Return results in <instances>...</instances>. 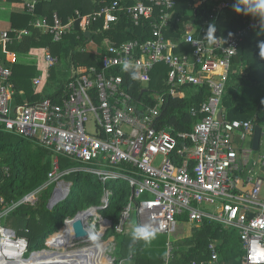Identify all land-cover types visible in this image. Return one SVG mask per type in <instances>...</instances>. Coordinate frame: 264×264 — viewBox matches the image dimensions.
Wrapping results in <instances>:
<instances>
[{
    "label": "built area",
    "instance_id": "built-area-1",
    "mask_svg": "<svg viewBox=\"0 0 264 264\" xmlns=\"http://www.w3.org/2000/svg\"><path fill=\"white\" fill-rule=\"evenodd\" d=\"M206 1L195 0V7ZM38 2L22 0L23 12L35 16ZM176 4L177 0H114L92 14L83 16L76 11L68 22L57 13L51 19L37 17L32 25L51 34L55 43L64 42L78 20H84L87 28L103 20L104 30H110L123 16L136 27L148 25L150 37L107 44L104 51L90 38L72 56L89 53L88 46L97 44L98 53L94 54L100 65L78 66L71 62L70 78L51 97L35 101H23L21 96L18 100L11 79L16 54L10 46L15 39L29 35V31H0V130L35 143L53 155V169L44 187L18 202H8L0 195V264H21L30 247L28 237L20 233L28 234L29 230L5 226L4 218L21 205L38 204L40 192L48 186L55 188L53 202H62L72 188L65 177L79 171L96 175L104 185L123 181L131 189L116 225L103 221L99 213L110 205V190L105 188L100 206L87 210L95 218L90 230L100 233V220V238L111 229L125 234L135 213L137 223L169 236L163 264H171V239L180 228L178 224L191 223L201 228L211 222L238 231L244 264H264V154L257 158L252 146L250 150L242 149L244 142L253 138L254 121L230 120L222 106L240 44L249 33L264 28V21H248L232 37H216L212 42L204 39L206 34L197 37L195 25L184 24L181 38L170 40L166 33L171 28ZM230 5L231 1H223L217 9L222 11ZM102 30L92 33L100 34ZM183 45L189 51H180ZM43 56L48 71L61 61L49 49ZM125 61L139 73L145 88L160 64L168 67L165 84L169 95L183 96L186 87L206 88L209 96L199 108L191 109V115L198 119L191 131L176 132L172 127L158 125L164 100L161 98L152 107L135 99L125 88L123 76L116 73ZM41 79L45 77L36 78L35 84ZM60 157L78 166L62 169ZM4 174L10 175L8 167ZM88 239L93 240L91 236ZM110 247L115 251L116 241H110L107 250ZM208 249L211 260L200 264L219 261L215 243L211 242ZM109 258L113 264L128 260Z\"/></svg>",
    "mask_w": 264,
    "mask_h": 264
},
{
    "label": "trees",
    "instance_id": "trees-1",
    "mask_svg": "<svg viewBox=\"0 0 264 264\" xmlns=\"http://www.w3.org/2000/svg\"><path fill=\"white\" fill-rule=\"evenodd\" d=\"M113 1L39 0L35 16L14 12L11 16L12 28L29 31V35L15 39L10 46V50L16 54V62L12 65L11 79L16 85L17 91L24 89L30 101L49 98L52 95L45 91L46 88L41 94L35 93L33 88L27 87L26 82L30 81L31 72L33 73L37 67L38 69L42 68L39 63L33 65L20 63L17 54L37 55L36 53L43 54L49 49L54 55L62 58V55L66 54L68 50L74 52L80 46H85V42L90 38H93L103 51L107 44L119 45L137 38L144 40L149 38L150 28L148 25L136 27L126 16H123L120 22L110 30H104L103 20L92 23L89 28L84 20H78L75 30L69 33L62 43H55L51 34L32 25L37 17L51 19L54 13H57L64 22H68L76 11L85 16L99 11ZM223 1H231V5L229 8L219 11L217 5ZM0 2H7L15 7L22 4V0H0ZM234 3L235 0H207L202 6L195 7V0H177L174 19L170 30L166 33L167 38L170 40L180 39L184 24L195 25L197 37L206 34L210 24H214L216 27V37H232L244 27L246 22L258 19L250 15L236 13L233 10ZM178 19H180L179 22ZM99 28L103 29L102 33H92ZM144 32L145 35H143ZM12 36L15 37L14 34ZM262 41H264V28L249 33L240 44L238 56L233 61V66L236 67L232 70L222 106L227 110L230 120L254 121L256 126L263 128L264 132V58L259 55V44ZM182 50L189 51V47L183 45L180 51ZM71 62L78 66L100 65L98 56L90 52H77L72 56ZM132 71L137 74L136 79L131 78L130 72ZM167 72L166 65H158L151 74L150 84L145 88L141 84L139 73L136 70L130 69L127 72L122 69L116 70V73L123 76L125 88L135 99L143 100L152 107L158 105L161 98L164 100L160 104L161 115L157 120L159 126L172 127L176 132H189L198 120L191 115V109L199 108L201 102L209 96V92L204 87H191L193 93L189 96L173 97L168 94V87L165 84ZM153 94H157L158 98H155ZM18 100H21L20 96ZM263 144L264 136L259 151L263 148ZM0 161L4 165L0 168V195L4 196L8 202H18L30 193L44 187L48 183V174L53 169L51 152L22 137L2 130H0ZM62 162V169H67L65 167L69 163L64 159ZM5 167L10 169L9 176L4 174ZM65 180L72 183L70 194L55 207H49L48 199L51 196V190L47 189L50 187L48 186L45 188L44 200L40 199L35 206L21 205L14 211L19 220L24 222V226L21 228L30 229V235L32 231H37V234L44 233L37 247H32L29 239L31 252L43 253L47 251L50 237L49 245L53 249L56 246H62V238H65L63 241L66 243L69 232L68 229L63 228L66 221L91 207L100 206L105 188L112 193L111 202L108 208L99 213L103 221H110L113 225L119 222L121 212L128 204L131 195V189L126 182L110 181L104 185L96 175L85 171L66 176ZM111 230L113 232L110 233L109 230L106 237L116 240V251L121 259H128V261L137 262V264H163L167 252V235H165L166 242L162 244L152 241L147 244L143 241L133 243L127 232L119 235L113 229ZM233 231L229 233L221 224L205 222L200 229H194L190 237L181 240L172 238L171 264H193L194 262L200 264L203 261L211 260V252L208 249L211 242L215 243L219 255V261L215 264H244L242 242L236 231ZM21 234L26 235L24 232ZM100 235L102 236L103 233L100 232Z\"/></svg>",
    "mask_w": 264,
    "mask_h": 264
},
{
    "label": "rangeland",
    "instance_id": "rangeland-1",
    "mask_svg": "<svg viewBox=\"0 0 264 264\" xmlns=\"http://www.w3.org/2000/svg\"><path fill=\"white\" fill-rule=\"evenodd\" d=\"M1 3L0 2V9L2 8L1 6ZM16 9L14 10L15 12L17 13H25L23 12V8L21 6L19 7H15ZM20 11V12H19ZM0 18L2 20V18H4V13H1L0 14ZM3 22V21H2ZM5 25L2 26V29H5ZM1 30V29H0ZM88 49L90 52L92 53H98V45L97 44H93V45H90L88 46ZM37 55L35 54H29V55H22V54H17V59L18 61L20 60L21 62L20 63H29L31 65L33 64H38L39 63V66H42L43 68L42 69H37L35 71H33V73L31 72V75L29 77L30 81L26 82L27 84V87L29 89L33 88L34 89V92L37 93H41L43 94L44 93V89L46 88L45 91H48L50 94H53V92L58 88L60 87L61 85H63L71 76V60H72V54H73V50H68L66 54L62 55V58H61V61L56 65L54 66L52 69H49V71L47 70V67L45 65V62H44V56L43 54L41 53H36ZM236 66H233V69H235ZM45 77V80H40V83L38 85L35 84L34 80L36 78H40V77ZM185 95L189 96L190 94L193 93V89L191 87H186L185 88ZM18 95L22 97L23 101H28L30 99H28L27 97V92L24 90V89H18L17 91ZM153 96L155 98H158V95L157 94H153ZM16 103V102H15ZM252 138H249L246 142H244V144L242 145V149L244 150H250L251 149V146H252ZM238 142L241 143V141L238 139ZM264 154V144H263V148L261 149V151H256L254 152V156L255 157H260L261 155ZM61 158H63L65 160V162L69 163L66 165L65 168H71V167H76L78 166L77 163H73L72 161L64 158V157H60L59 160H60V164L63 163ZM4 165L3 163L0 161V168H2ZM62 167V165H61ZM1 172V170H0ZM259 173L262 174V172L259 170ZM1 175V173H0ZM47 189H50L51 190V196L50 198L48 199V201L50 202L51 200V197L53 195V192H54V186H50L48 187ZM45 189H43L40 194H39V198L40 199H45V196H46V190L44 191ZM206 207V206H205ZM95 221V218L92 216V217H89L86 221V227L88 230H90V228H94V223ZM133 223H137V218H136V214L133 213L130 220L128 221L127 225H126V232L128 233V236L131 237V227L130 225L133 224ZM3 224L5 226H8L10 228H13V229H16V230H29V233L26 235L29 237L30 241H31V246L32 247H37L38 246V243L40 242L41 238H42V235H44V233H38L37 234V231H32V234L30 235L31 231L30 229L28 228H21L22 226H24V222L21 220H19V217L14 213V212H11V214H9V216L7 218H4L3 220ZM99 228L97 229L98 231L102 232L101 231V227H100V220H99ZM97 225V226H98ZM178 225H180V228L179 230L177 231V233L173 236V240H181V239H184L186 237H190L194 231V229H200V228H197V227H194L191 223H179ZM183 225V226H181ZM184 227V230L182 231ZM226 230L232 232L233 230L236 231V234L238 235V231L232 227H226L225 228ZM94 232V231H92ZM113 231L110 230V233H112ZM234 232V231H233ZM25 233V232H24ZM95 234V232H94ZM107 234L105 233L104 237L103 238H100L99 240H91L89 241L90 239H88V241H85V240H79V241H76V244L75 242H73L71 245L69 246H56L55 250H60V249H67V250H71V249H79V248H82V247H85V246H90V245H98V244H107L110 242V241H116V240H113V239H107ZM166 236L163 235V234H157L156 238L152 240V242H157L159 244H162L163 242H166V238L169 239V236ZM51 237L49 238L48 240V243L50 241ZM99 242V243H98ZM47 244V243H46ZM74 244V246H72ZM48 250L50 249L49 246L47 248ZM53 249V248H52ZM117 249V247H116ZM113 251L112 247L108 248V250H106V254L107 256L109 257H115L116 259L120 260V255L119 253L116 251ZM47 250V251H48ZM32 252L29 250L28 253H26V259L28 261H30L32 258H30V254ZM30 258V259H29ZM38 259V258H37ZM107 263L106 264H113L111 259L108 258V260L106 261ZM125 264H137V262H132V261H126Z\"/></svg>",
    "mask_w": 264,
    "mask_h": 264
},
{
    "label": "bare ground",
    "instance_id": "bare-ground-1",
    "mask_svg": "<svg viewBox=\"0 0 264 264\" xmlns=\"http://www.w3.org/2000/svg\"><path fill=\"white\" fill-rule=\"evenodd\" d=\"M90 217L88 214L86 217L83 218V221H87ZM73 223L72 219L68 220L67 226L65 229H68V236L66 243L63 241L65 238H62V246H69L74 242V230H73ZM90 236L93 240H99L101 235L100 233L92 232L90 230ZM99 243V242H98ZM80 251L75 249L71 250H48L43 253H38L35 251L28 261L26 258L23 259L21 264H106L108 260V256L106 254L107 246L106 244H98V245H90L79 248ZM29 258V259H30ZM38 258V259H37Z\"/></svg>",
    "mask_w": 264,
    "mask_h": 264
},
{
    "label": "clouds",
    "instance_id": "clouds-1",
    "mask_svg": "<svg viewBox=\"0 0 264 264\" xmlns=\"http://www.w3.org/2000/svg\"><path fill=\"white\" fill-rule=\"evenodd\" d=\"M233 10L238 14L242 13L245 15H250L252 17L259 18L262 21H264V0H235V3L233 4ZM215 33H216L215 25L210 24L207 29V33L204 39L208 40L209 42H212L213 39H217ZM259 49H260L259 51L260 57L264 58V41H262L259 44ZM130 67H131L130 63L125 61L122 65V70L127 72L130 70ZM130 76L132 79L137 78V74L134 71L130 72ZM130 227H131V240L133 243L143 241L145 244H147V243H150L157 236L155 229L151 227L150 225L133 223L130 225ZM23 232H20V233H23Z\"/></svg>",
    "mask_w": 264,
    "mask_h": 264
},
{
    "label": "water",
    "instance_id": "water-1",
    "mask_svg": "<svg viewBox=\"0 0 264 264\" xmlns=\"http://www.w3.org/2000/svg\"><path fill=\"white\" fill-rule=\"evenodd\" d=\"M219 119L220 120L222 119V112H220L219 114ZM263 136H264L263 128L261 126H256L254 130L253 138H252V149L254 150V152L260 150ZM235 147L237 148L236 145ZM55 205H56V202H53V198H51L49 202V207L53 208L55 207ZM88 214H90V211L86 210V211L80 212L72 219L74 221L73 230L75 234L74 236L75 244H76V241H79V240L87 241V238L90 237V232L86 229L85 221H83V218L86 217ZM67 223H65V226L63 228L67 226ZM48 246L51 250H55V249H52L53 247H51V245H48ZM72 246H74V244ZM77 251H80V250L77 249Z\"/></svg>",
    "mask_w": 264,
    "mask_h": 264
},
{
    "label": "crops",
    "instance_id": "crops-1",
    "mask_svg": "<svg viewBox=\"0 0 264 264\" xmlns=\"http://www.w3.org/2000/svg\"><path fill=\"white\" fill-rule=\"evenodd\" d=\"M1 6H2V8L0 9V14L1 13H4V18H2V20H1V18H0V31H2V30H6V29H10V28H12V24H11V16H12V14L15 12L14 10L16 9L15 8V6H13L12 4H8L7 2H2L1 3ZM20 12V11H19ZM15 13H17V12H15ZM21 13V12H20ZM3 21V22H2ZM3 25H5V29H2V26ZM41 68H43L42 66H41ZM58 88H60V87H58ZM57 88V89H58ZM56 89V90H57ZM55 90V91H56ZM54 91V92H55ZM53 92V93H54ZM184 230V228L182 229V231ZM114 239V238H113ZM115 240V239H114ZM109 258V257H108Z\"/></svg>",
    "mask_w": 264,
    "mask_h": 264
}]
</instances>
